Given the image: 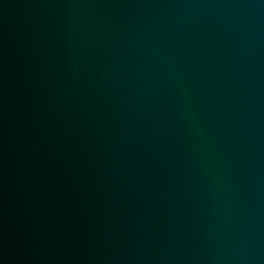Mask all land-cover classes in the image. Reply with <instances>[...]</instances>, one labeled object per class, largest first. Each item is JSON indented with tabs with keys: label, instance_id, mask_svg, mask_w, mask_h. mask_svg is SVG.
<instances>
[{
	"label": "water",
	"instance_id": "95a60500",
	"mask_svg": "<svg viewBox=\"0 0 264 264\" xmlns=\"http://www.w3.org/2000/svg\"><path fill=\"white\" fill-rule=\"evenodd\" d=\"M0 264H264V0H0Z\"/></svg>",
	"mask_w": 264,
	"mask_h": 264
}]
</instances>
